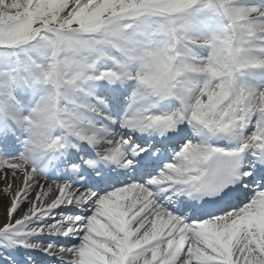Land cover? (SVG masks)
<instances>
[{
	"label": "snow or ice",
	"instance_id": "snow-or-ice-1",
	"mask_svg": "<svg viewBox=\"0 0 264 264\" xmlns=\"http://www.w3.org/2000/svg\"><path fill=\"white\" fill-rule=\"evenodd\" d=\"M0 264H264V0H0Z\"/></svg>",
	"mask_w": 264,
	"mask_h": 264
}]
</instances>
